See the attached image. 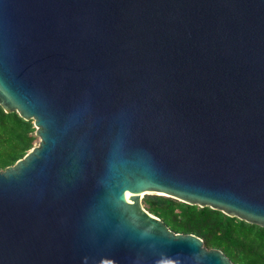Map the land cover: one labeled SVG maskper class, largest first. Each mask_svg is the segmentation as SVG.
Wrapping results in <instances>:
<instances>
[{"label": "water", "instance_id": "95a60500", "mask_svg": "<svg viewBox=\"0 0 264 264\" xmlns=\"http://www.w3.org/2000/svg\"><path fill=\"white\" fill-rule=\"evenodd\" d=\"M0 106V264H234L144 189L264 227V0H0Z\"/></svg>", "mask_w": 264, "mask_h": 264}, {"label": "trees", "instance_id": "16d2710c", "mask_svg": "<svg viewBox=\"0 0 264 264\" xmlns=\"http://www.w3.org/2000/svg\"><path fill=\"white\" fill-rule=\"evenodd\" d=\"M34 131L31 119L0 106V170L33 146ZM142 203L172 231L197 235L206 248L220 249L234 264H264V227L158 194L144 195Z\"/></svg>", "mask_w": 264, "mask_h": 264}, {"label": "rangeland", "instance_id": "374dc122", "mask_svg": "<svg viewBox=\"0 0 264 264\" xmlns=\"http://www.w3.org/2000/svg\"><path fill=\"white\" fill-rule=\"evenodd\" d=\"M37 143H38V138L35 139V141H34L33 144H37ZM148 193H149V192H148ZM149 194H154V193H149ZM144 195H146V194H143V195H142V198H143ZM142 204H143V203H142ZM143 206H144V205H143Z\"/></svg>", "mask_w": 264, "mask_h": 264}, {"label": "bare ground", "instance_id": "6f19581e", "mask_svg": "<svg viewBox=\"0 0 264 264\" xmlns=\"http://www.w3.org/2000/svg\"><path fill=\"white\" fill-rule=\"evenodd\" d=\"M146 191H148V190L147 189H144V190L140 191V196H142ZM151 192H153V191H151ZM157 193H159V192H157Z\"/></svg>", "mask_w": 264, "mask_h": 264}]
</instances>
